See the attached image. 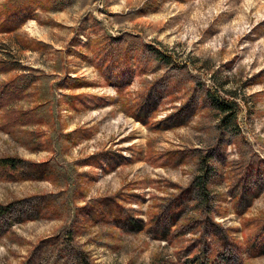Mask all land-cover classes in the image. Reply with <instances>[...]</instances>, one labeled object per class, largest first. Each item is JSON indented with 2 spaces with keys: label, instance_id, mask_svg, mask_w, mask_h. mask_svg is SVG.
I'll return each instance as SVG.
<instances>
[{
  "label": "rangeland",
  "instance_id": "1",
  "mask_svg": "<svg viewBox=\"0 0 264 264\" xmlns=\"http://www.w3.org/2000/svg\"><path fill=\"white\" fill-rule=\"evenodd\" d=\"M5 1L11 6L28 3L0 0V11ZM36 2L41 9L16 30L0 33V59L33 69L37 76V90L31 87L29 100L18 106L28 108L52 98L61 102L54 108L53 121L46 106L39 111L43 117L36 114L34 125H21L26 123L23 120L8 127L11 134L0 130V159L45 166L54 170L55 178L0 180V207H7L0 216V264H78L79 256L91 264L203 261L210 247L186 218L167 241L146 231L125 232L94 223L75 208L127 193L131 187L143 195L142 203L131 208L140 211L145 222L154 201L161 202L191 182L198 171L194 158L205 155L217 167L209 185L217 198L210 205L218 212L212 218L222 230H230L233 239L224 252L218 249L222 259L215 264H264L263 253L242 252L238 263L232 251L235 242L247 245L240 231L243 221H264V179L259 187L251 183L236 187L231 179V172L241 169L242 181L250 182L248 167L259 163L264 168V0ZM96 21L98 35L92 34ZM106 36L121 39L119 47L129 48L132 57L140 55L136 44L149 45L168 63L151 59V68L133 77L127 88L122 90L119 82V95L89 65L90 49ZM65 73L95 85L59 90L56 84ZM13 75H0V82ZM193 77L206 89L235 100L237 126L222 129L213 112L199 109L191 90ZM175 81L182 84L183 92L175 93L177 99L172 100L164 88ZM81 93L102 101L74 110L60 98ZM129 105H135L132 110L144 123L126 114ZM30 129L42 135L40 148L29 143ZM71 132L76 134L67 136ZM175 150L184 162L161 167L160 155ZM104 151L118 152L126 163L107 170L89 165L90 157ZM198 213L188 217L198 219Z\"/></svg>",
  "mask_w": 264,
  "mask_h": 264
},
{
  "label": "trees",
  "instance_id": "2",
  "mask_svg": "<svg viewBox=\"0 0 264 264\" xmlns=\"http://www.w3.org/2000/svg\"><path fill=\"white\" fill-rule=\"evenodd\" d=\"M32 5V6H30ZM0 11V33L10 32L16 30L22 23L29 19L32 12L37 9H41L42 5L36 0H28L26 5L20 4L17 6H11L8 1H5ZM99 23L96 21L93 24L92 34L98 35ZM121 39L112 38L106 36L105 39L99 40L93 44L90 49L92 58L89 61L85 54H81L83 58L89 61V65L94 68L104 84L111 86L115 89L119 95H121V89H125L129 86L132 78L135 76L145 75V73L151 68V61L155 60L160 64L166 65L168 63L167 57L160 54L158 51H154L149 45L138 43L137 50L140 55L132 57L129 48L121 49L119 44ZM67 53H70L67 50ZM66 53V54H67ZM150 56L152 58H150ZM152 59V60H151ZM67 67V66H66ZM179 68L180 66H174ZM14 72V75L0 82V130L5 133L11 134L13 129L8 127L16 126L20 121L21 125L32 126L37 123L36 114L39 111L42 112V108L47 106L48 112H51V120L55 118L54 108L61 101L52 98L47 102L40 104V102L33 103L30 107H20L18 104L24 101L25 98L29 100L30 89L37 90V76L33 69H28L19 65V63L12 60L0 59V75L9 74ZM261 75H264V71ZM119 82H122V88L120 89ZM95 85L90 82H84L77 79L70 78L65 73V77L59 79L56 88L61 89H74L77 87H89ZM223 87V86H221ZM165 91L168 93V97H172V100L177 99L176 94H182V84L175 81L169 86H165ZM193 97L200 105L199 109L207 108L208 111L213 112L216 116V123L218 127L222 129L230 126H237V108L235 100L231 98H223L217 90L206 89L203 84H200L193 77V83L191 87ZM150 90L146 92V96H149ZM64 102H67L69 107L74 110L90 108L98 105L99 101H102L101 97L90 96L88 94H62L61 97ZM53 102V103H51ZM51 103V104H50ZM127 115L131 118H135L136 121L144 120L139 119L135 113V105H129ZM132 106V107H131ZM157 110H154L156 112ZM172 118V116H169ZM45 119V118H43ZM50 119V118H49ZM167 119V118H166ZM39 123L42 121L38 120ZM76 133H69L67 136L72 137ZM27 137L30 138V144H35V147L40 148L41 144H44L40 136L35 130H29ZM40 142H42L40 144ZM197 151L193 152L196 153ZM200 153V152H198ZM164 157V158H163ZM183 156L180 151L169 152L165 155H160V164L162 166L176 167L181 164ZM103 159V160H102ZM198 165L197 174L193 177L191 182L183 188H179L172 196L161 199V202L154 201L150 207V212L147 214V220L144 222L140 216L141 212L131 208V204L140 205L143 201V195H138L132 192L130 187L127 193H121L113 195L112 197H104L96 200L86 202L83 206H76V212H84V216L89 217L94 223L109 225L113 228H118L125 232H143L146 231L153 238L158 240L170 241L169 237L174 236L176 229L181 225L183 218L190 224H193L195 231L200 232L201 239L204 240L207 247H210L209 254H205L204 260L199 261L198 258L192 263L194 264H215L220 263L221 256L219 248L223 249L227 245V241H233L230 230H222L219 224L213 221L212 214L218 213L210 206L213 200L209 185L211 184L214 175L217 174L216 166L210 161L213 159L209 155L204 157L194 158ZM89 165L98 167L99 169H113L121 162L126 163L122 155L118 152L104 151L98 154L96 157H90ZM103 161V162H102ZM184 160L182 159V163ZM210 163V164H209ZM43 165V164H42ZM44 167V168H42ZM54 170L45 166H37L36 164L21 161L15 158H2L0 159V180L18 181V180H49L53 181L55 178ZM247 180L250 182L245 183V178L242 181V170L237 172H231V179L236 183V187L239 185H256L260 186V182L264 179V168L262 164L249 166L247 169ZM95 178V175H93ZM80 187V184L77 185ZM234 188V187H233ZM76 191H79L76 189ZM236 197V196H235ZM234 197V198H235ZM133 202V203H132ZM7 207H0V216L3 215ZM199 212L200 217L198 219H192L188 217V213ZM198 213V214H199ZM202 216V217H201ZM75 227L78 228L79 221L75 222ZM240 231L244 235V241L247 245H241L240 242L233 243V252H235L234 258L241 261L242 252H249V255L261 254L264 255V221L248 220L243 221L240 226ZM69 236H71L69 234ZM208 248L206 251H208ZM244 248V250H243ZM78 264H91L84 256L77 258Z\"/></svg>",
  "mask_w": 264,
  "mask_h": 264
}]
</instances>
